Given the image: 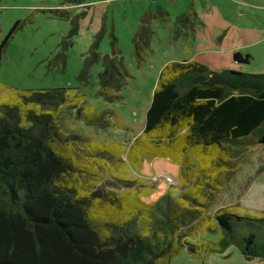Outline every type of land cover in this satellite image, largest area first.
Wrapping results in <instances>:
<instances>
[{
    "label": "trees",
    "instance_id": "1",
    "mask_svg": "<svg viewBox=\"0 0 264 264\" xmlns=\"http://www.w3.org/2000/svg\"><path fill=\"white\" fill-rule=\"evenodd\" d=\"M48 11L69 21L52 58L64 67L78 15L70 16L67 7ZM152 15L167 20L160 7L140 17L132 37L137 64L152 38ZM195 19L189 9L175 21L194 31ZM232 57L250 60L239 51ZM97 58L94 51L89 56ZM100 59L96 95L110 100L128 72L122 57ZM90 61L79 78L87 77ZM68 118L93 127L108 123L105 111L93 112L64 87L22 90L14 102L0 103V264H169L183 248L200 258L230 246L244 258L264 260V214L208 209L251 145L264 143V71L216 70L196 60L166 63L142 134L127 146L65 131ZM115 151L140 174L167 172L179 187L151 195L140 179L103 177Z\"/></svg>",
    "mask_w": 264,
    "mask_h": 264
},
{
    "label": "rangeland",
    "instance_id": "2",
    "mask_svg": "<svg viewBox=\"0 0 264 264\" xmlns=\"http://www.w3.org/2000/svg\"><path fill=\"white\" fill-rule=\"evenodd\" d=\"M55 7H67L70 16L78 15L77 32L65 50L64 67L53 64L52 58L70 25L67 19L49 13L48 9ZM159 7L167 12V20L152 15V38L137 64L132 37L140 17L148 11L155 14ZM189 9L197 15L195 20L201 14H209L210 23L213 13H217L231 30L250 27L246 33H235L242 43L239 52L248 54L250 60L236 63L237 69H227L247 73L264 71V0H85L68 6L61 5L59 0H0V103L14 102L22 90L64 87L79 93L93 112L105 111L108 121L106 127L101 128L68 118L65 131L83 132L91 140L127 146L136 135L142 134L145 111L163 67L170 61L187 57L185 50L189 49L190 41L184 43L183 40L194 31L190 23H176L175 18ZM197 25L198 21L194 28ZM113 35L116 37L114 45ZM4 38L6 42L1 46ZM96 39L93 51L98 58L90 61L91 44ZM104 54L122 57L128 72L120 90L110 93V100L96 95L97 73L102 68L100 57ZM85 60L90 63L88 75L82 79L78 76ZM251 148L218 191L209 205L210 211L229 207V211L241 214H264V143L251 145ZM109 159L101 170L105 178L115 181L113 176L116 175L140 179L151 195L162 193L167 185L170 189L179 187L178 180L167 172L157 175L153 170L146 174L135 171L121 152L115 151L114 157ZM169 264H264V260L244 258L230 246L224 253L200 258L192 257L183 248L169 259Z\"/></svg>",
    "mask_w": 264,
    "mask_h": 264
},
{
    "label": "crops",
    "instance_id": "3",
    "mask_svg": "<svg viewBox=\"0 0 264 264\" xmlns=\"http://www.w3.org/2000/svg\"><path fill=\"white\" fill-rule=\"evenodd\" d=\"M210 10L211 7L208 8L209 12ZM213 14V19L210 23L208 21L210 17L209 14H201L198 17V25L196 26L194 33H192L190 37H185L183 40L184 43L190 41L188 50L183 44L186 48L185 53L186 51L188 53L187 57L178 59L196 60L202 62L209 68L217 70L227 69V67L237 69V62L233 60L232 55L234 52L240 51L239 47L242 43L235 37V33H246L250 27L243 26L238 27L237 29L233 27L234 29L231 30V27H228L225 24V21H223L217 13ZM217 65L226 67L217 68Z\"/></svg>",
    "mask_w": 264,
    "mask_h": 264
}]
</instances>
